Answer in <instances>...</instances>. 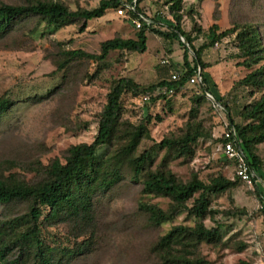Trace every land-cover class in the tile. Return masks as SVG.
<instances>
[{
    "label": "rangeland",
    "instance_id": "374dc122",
    "mask_svg": "<svg viewBox=\"0 0 264 264\" xmlns=\"http://www.w3.org/2000/svg\"><path fill=\"white\" fill-rule=\"evenodd\" d=\"M166 1L141 0L138 8L153 22V28L163 33L169 31L165 27L168 23L176 24L175 16L180 17V29L190 36L193 49L201 51L207 98L221 99L227 112L212 108L199 88L191 84L173 95L155 91L144 105L141 93L123 94L122 120L130 126H138L143 120L146 135L125 162L121 182L93 197L89 221L83 216L43 221L44 212L37 223L38 237L43 248L52 250V264H171L156 249L159 239L175 226L196 224L218 229L216 241L202 243L197 251L174 249L171 256L182 253L202 264H264L263 205L255 197L253 185L249 188L236 178L233 161L219 150L231 121L239 126L252 123L247 111L264 96V87L244 82L264 65V58L254 64L235 43L237 30L251 25L264 49V0H181L179 12L170 16L165 14L169 6ZM99 2L0 0V5L58 3L78 11L94 9ZM0 23L6 24L0 32V99L11 102L0 117V180L37 186L46 181L54 161L65 164L72 147L93 142L107 95L119 79L132 80L141 91L168 81L174 71H186L179 42L148 33L143 54L116 51L101 62L69 60L66 53L70 51L99 55L100 45L107 40L135 38L137 31L131 20L113 10L100 19L73 21L61 27H48L35 15L10 21L0 16ZM212 33H226L218 46H211ZM192 57L188 51V62ZM187 134L196 136L191 154L160 146L164 140L176 142ZM111 149L104 146L98 157L103 158ZM143 152L152 159L147 165L150 170L170 173L182 183L196 177L208 184L222 177L235 181V186L208 195L210 213L203 220L189 213V201L175 208L171 220L155 225L140 205L167 212L176 204L143 193L142 177L133 180L134 161ZM255 153L263 165L255 186L264 204V143L256 146ZM30 205L29 200L0 205V225L6 239L30 228ZM233 209H245L244 217L222 216ZM16 220V226L8 225ZM7 259L15 264H34L36 249L32 245L15 246Z\"/></svg>",
    "mask_w": 264,
    "mask_h": 264
},
{
    "label": "trees",
    "instance_id": "16d2710c",
    "mask_svg": "<svg viewBox=\"0 0 264 264\" xmlns=\"http://www.w3.org/2000/svg\"><path fill=\"white\" fill-rule=\"evenodd\" d=\"M135 1V9H127ZM141 0H100L98 6L91 10L70 11L58 3H37L32 6H8L0 5V16L9 21L22 16L35 15L45 21L48 27H61L73 21H83L84 23L102 18L109 10L117 11L123 9L125 16L130 20L142 23L141 28L136 30L134 39L123 40L114 38L107 40L100 45L99 55L87 54L82 51H70L66 53L69 60L89 59L96 62L104 61L109 53L124 51L126 53L143 54L147 50V33L160 38L174 39L184 49L183 61L186 68L185 72L174 71L170 74L168 81H162L151 85L146 90L139 91V87L127 78L119 79L110 89L107 95V103L101 113L98 123L97 134L90 144H80L72 147L68 151L65 164L54 161L47 173L46 181L37 186H30L24 183L0 180V205L10 204L13 201L29 200L31 202L27 215L31 226L22 235L14 239H6L2 233L3 225H0V264H15L8 261L7 257L15 246L32 245L36 249V263L52 264L49 253L50 249L43 248V244L38 237L37 223L44 216L43 221H56L66 217L75 219L84 217L86 221L91 218L92 199L99 192H106L121 182L122 168L128 158L135 152L141 140L146 135L145 123L140 122L138 126H130L121 118V97L125 93H135L141 98L142 105L150 101V95L159 91L162 95H173L189 84L198 69L201 75V84H194L201 91L203 97L210 103L211 107L218 110L223 109L227 112L222 100L213 101L207 98L209 91L206 88V79L203 71L205 68L201 59V51L194 50L192 40L189 35L184 33L179 27V16H175L176 24L168 23L165 27L169 30L163 33L147 26L140 19V9L138 8ZM181 0H167L166 14L179 12ZM6 29V24L0 23V32ZM83 30V28H81ZM235 34L236 47L241 54L248 55L254 64H258L264 58V49L260 44L258 31L251 25H245L237 30ZM222 35L214 36L212 33L211 46L216 42H221ZM183 39L185 42H181ZM188 51H192L191 63L188 62ZM61 68V67H60ZM63 68V67H62ZM176 76L172 80V76ZM244 82L251 86L264 87V65L250 74ZM160 94V95H161ZM143 98L148 100L144 101ZM11 102L6 98L0 99V117L8 110ZM252 123L245 126L229 124L226 131L234 130L239 146L243 151L246 161L254 175L255 197L261 202L264 211V204L261 196L256 189V180L259 173L263 170V165L255 153L257 145L264 143V96L262 99L250 107L247 111ZM124 135L123 138H119ZM194 134H187L184 138L176 142L164 140L160 146L168 149H175L180 154H191V145L195 142ZM221 143L224 142L223 136ZM107 146L112 148L103 158H99L97 152ZM148 152L141 153L134 161L133 180L142 177L143 193L170 199L176 206L174 209L163 212L161 209L152 205H140V209L148 214L149 220L160 225L173 218L174 210L180 205L192 201L189 213L198 219H204L210 213V201L208 195L220 194L228 191L235 186V181L218 177L210 180L208 184L199 181L196 177L187 183L178 181L170 173L162 170H150L151 163ZM148 165V166H147ZM198 194L197 198L194 196ZM245 215V209L227 210L222 213L226 218L241 219ZM19 220L10 222L9 226H16ZM218 237V229H207L203 224H196L194 227L175 226L167 234L161 237L156 245V249L164 254V258L171 261V264H202L199 260L185 257L182 253L171 256L175 249L197 251L204 242H215Z\"/></svg>",
    "mask_w": 264,
    "mask_h": 264
},
{
    "label": "built area",
    "instance_id": "2783aa9c",
    "mask_svg": "<svg viewBox=\"0 0 264 264\" xmlns=\"http://www.w3.org/2000/svg\"><path fill=\"white\" fill-rule=\"evenodd\" d=\"M127 9L134 11L135 9V1L127 7ZM119 15H122L124 13L123 9H119L116 11ZM125 14V13H124ZM166 14V13H165ZM164 14V15H165ZM167 15V14H166ZM164 16H162L163 18ZM140 19L145 22L147 26L153 25V22L148 19L147 17H144L143 15H140ZM132 25L136 30H139L141 28L142 23L139 21L131 20ZM215 46H218L219 43L216 42L214 44ZM164 63V62H163ZM176 76H172V80H175ZM201 84V75L200 70L198 69V72L196 75L189 80V84ZM208 95V94H207ZM142 100L146 101L147 98H143ZM214 99L212 98L211 101ZM223 139L224 142L221 143L219 150L223 153V155L233 161L235 166V176L238 178L242 183L247 185L249 188H252V185L254 184V175L252 171L250 170V167L246 161L245 155L243 151L241 150L239 146V141L237 139V136L233 129L230 131H226L223 133Z\"/></svg>",
    "mask_w": 264,
    "mask_h": 264
}]
</instances>
